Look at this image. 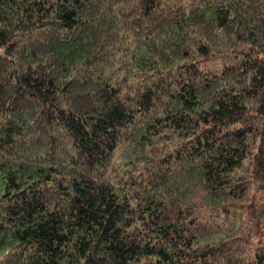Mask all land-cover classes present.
<instances>
[{"label": "trees", "instance_id": "trees-1", "mask_svg": "<svg viewBox=\"0 0 264 264\" xmlns=\"http://www.w3.org/2000/svg\"><path fill=\"white\" fill-rule=\"evenodd\" d=\"M0 264H264V0H0Z\"/></svg>", "mask_w": 264, "mask_h": 264}]
</instances>
